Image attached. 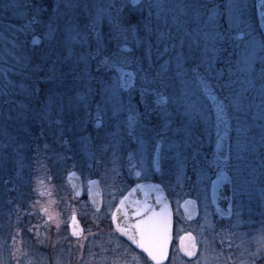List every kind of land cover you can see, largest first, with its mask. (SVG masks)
<instances>
[{
    "label": "rangeland",
    "instance_id": "374dc122",
    "mask_svg": "<svg viewBox=\"0 0 264 264\" xmlns=\"http://www.w3.org/2000/svg\"><path fill=\"white\" fill-rule=\"evenodd\" d=\"M258 28L255 0L135 6L130 0H0V264H75L70 248L46 253L59 208L52 202L54 210H38L32 198L37 188L66 184L71 169L102 168L109 179L113 115L126 109L123 70L133 72L135 88L168 96L167 180L180 186L176 202L193 196L204 206L195 226L199 258L186 262L175 253L168 264H264V38ZM146 42L169 51L158 80L145 75ZM209 51L203 65L193 64L195 54ZM70 115L80 119L77 134L67 135ZM149 131L151 137L155 130ZM219 132L232 142L228 220L210 208L211 181L223 168L214 149ZM156 141L148 140L150 150Z\"/></svg>",
    "mask_w": 264,
    "mask_h": 264
},
{
    "label": "flooded vegetation",
    "instance_id": "af4514ba",
    "mask_svg": "<svg viewBox=\"0 0 264 264\" xmlns=\"http://www.w3.org/2000/svg\"><path fill=\"white\" fill-rule=\"evenodd\" d=\"M258 29L259 34L264 38L262 29ZM243 36L244 32L238 34L239 38ZM223 37H225L223 39L225 41L223 45H225V43L229 42L228 31L224 30ZM180 43L183 45L188 44V42ZM204 43L207 45V42L196 41V44L203 45ZM146 44L148 46L144 45L143 47L144 59L146 60L144 65L145 75L147 80H158L165 74L163 65H166V62L170 60L169 51H167V47H165L166 50H163L164 47L149 46L151 42H146ZM125 48L128 50L130 47ZM180 56L178 51L177 61H180ZM211 57L212 51H209L204 56L201 53L199 56L195 54L193 64L199 62L203 65L201 61H205V58L209 60ZM188 63L185 62V66H188ZM205 67L207 69V65ZM124 71L128 72V87H125L127 84L123 83L122 80L126 109L120 113L115 111L113 115L112 132L114 143L112 147V169L109 170L108 174L109 179L104 178L106 170L102 168L100 170L85 171L71 169L66 174V184L54 185L53 189L52 186L50 188L46 186L41 189L37 188L34 191L32 203H34L33 206L36 209H43L44 212L49 208L54 210L52 202H56L60 211H58L60 216L57 218L59 225L56 226L57 228L49 230L45 251L50 256H54L56 252L70 248L71 257L75 260V264H156L143 250L136 248L127 240L113 224L114 213L125 194L136 185L154 182L163 186L171 200L174 212L170 256L168 261L162 264H168L175 253H178L186 262L196 261L201 254L202 244L199 239V229L195 228V226L203 214L204 206L197 197L193 196H187L184 200L176 202L175 197L180 186L178 184L171 186L170 180H167L169 175H166V173L170 174L172 167L170 158L165 156L166 139L164 138L163 125L166 120L171 118L170 116H165L166 107L170 104L169 98L165 94H157L155 89L135 88L136 78L133 72L131 70H123L122 78ZM188 71H190V68ZM194 74L196 75L197 71ZM210 75L212 74H207L205 76L206 79ZM68 119H70V122H66L67 129H69L67 135H70V132L72 134L73 130L77 134L80 127V119L76 120L75 115L68 116ZM82 122L84 120H81V127L83 125ZM150 128L155 130L151 137ZM122 130H126V132L124 133ZM224 133L229 136L227 132ZM155 137L157 138L156 144L151 146L152 149L150 150L148 140ZM229 141L227 159L222 161V170L226 171H228V162L231 160L232 142L230 136ZM165 162L169 165L166 166ZM173 170L176 172L175 167H173ZM72 173L75 174V186L70 180ZM229 174L231 175L230 172ZM53 180L50 178L51 182ZM59 181L62 182V179ZM78 182L81 184H78ZM176 182L178 183V180ZM188 198L194 200L192 202L196 205L197 217H188L186 211L182 208L183 202ZM210 208H214L211 195ZM62 209H65V211H62ZM191 211L192 209L188 211V214ZM46 218L50 221L52 217H45L44 220ZM221 218L228 220L231 217ZM40 221H43V219H40ZM185 234H192L198 245V252L193 258H189L181 252L180 240ZM58 237L63 238L64 241H57Z\"/></svg>",
    "mask_w": 264,
    "mask_h": 264
},
{
    "label": "water",
    "instance_id": "95a60500",
    "mask_svg": "<svg viewBox=\"0 0 264 264\" xmlns=\"http://www.w3.org/2000/svg\"><path fill=\"white\" fill-rule=\"evenodd\" d=\"M255 1L259 25L264 34V0ZM141 2L142 0H140ZM125 47H128V45H125ZM127 79L128 72L124 71L123 83L127 84ZM125 87H128V84ZM229 146V136L224 132L218 133L216 135L214 149L219 160L225 161L227 159ZM74 176L75 174L72 173L70 180L75 186L76 180ZM78 184L81 183L78 182ZM210 195L217 214L223 218L230 217L233 213V190L231 175L228 171L221 170L213 177L210 186ZM192 201L194 200L190 198L186 199L182 204V208L186 211L188 217H197L198 211ZM190 209L192 211L188 214ZM161 216L167 221L169 235L167 258L162 261V263H165L169 259L173 240L174 212L171 200L162 185L154 182H145L133 187L121 199L114 213L113 224L136 248L143 250L148 255L131 237L135 236L137 239L139 238V230L135 226L141 221H146L149 217L159 219ZM182 238L183 240H180L181 252L189 258L195 257L198 252V245L194 236L192 234H185ZM189 252L192 254L189 255ZM148 257L151 259L149 255Z\"/></svg>",
    "mask_w": 264,
    "mask_h": 264
},
{
    "label": "snow or ice",
    "instance_id": "6c2138e0",
    "mask_svg": "<svg viewBox=\"0 0 264 264\" xmlns=\"http://www.w3.org/2000/svg\"><path fill=\"white\" fill-rule=\"evenodd\" d=\"M132 5H138L140 0H130ZM34 22L31 21L30 23ZM133 28L135 26L133 25ZM37 38L33 43H37ZM99 118L97 124L99 125ZM139 230V238L131 237L138 245L143 248L156 264H162L167 258V247L169 242L167 221L162 216L159 219L149 217L146 221H141L135 226ZM183 240V238H181ZM189 255L192 253L189 252Z\"/></svg>",
    "mask_w": 264,
    "mask_h": 264
}]
</instances>
